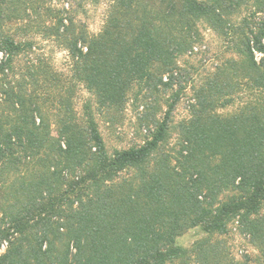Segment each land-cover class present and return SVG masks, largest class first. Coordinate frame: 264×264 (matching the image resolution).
Returning a JSON list of instances; mask_svg holds the SVG:
<instances>
[{
    "label": "trees",
    "instance_id": "16d2710c",
    "mask_svg": "<svg viewBox=\"0 0 264 264\" xmlns=\"http://www.w3.org/2000/svg\"><path fill=\"white\" fill-rule=\"evenodd\" d=\"M53 1L0 0V264H249L211 237L235 218L264 264V19H234L251 0H114L97 34ZM201 21L239 58L198 88L175 147L171 104L152 138L109 153L93 107L75 108L78 83L112 113L135 86H172ZM34 31L66 47L69 77ZM246 88L261 98L217 111ZM196 227L210 236L178 244Z\"/></svg>",
    "mask_w": 264,
    "mask_h": 264
},
{
    "label": "rangeland",
    "instance_id": "374dc122",
    "mask_svg": "<svg viewBox=\"0 0 264 264\" xmlns=\"http://www.w3.org/2000/svg\"><path fill=\"white\" fill-rule=\"evenodd\" d=\"M114 0H55L52 5L60 9H67L75 18L77 24H83L92 33H99L108 18ZM252 10H259L255 20L264 19V0H251L248 6L244 5L241 12L234 19L239 21L244 16L251 15ZM17 24H11L12 30ZM200 40L187 53L177 59V68L167 73L164 80H173L170 87L160 86V89L147 91L135 86L125 107L116 113L98 110L93 92L83 83H78L75 90V108L81 116L85 111V104L89 103L94 111L100 132L106 143L109 153L144 144L152 138L156 130V122L163 121L171 104H175L170 119L169 139L164 145L167 150L175 147L180 137V124L191 118V106L196 101V92L204 84L206 78L218 71V68L229 58L239 56L229 48L225 36L214 29L207 21L199 22ZM35 32V31H34ZM34 34L36 53L46 58L55 69L69 77L72 74V56L64 45L54 38H48L42 31ZM1 56V55H0ZM236 100L226 106H219L217 111L222 115H231L241 109L246 101L255 97L261 98V93L252 92L246 88L239 93ZM53 133L57 134L54 127ZM264 213V209H263ZM210 236V233L196 227L182 236L177 242L190 247L196 240ZM213 240L226 242L232 256L239 261L248 259L249 264H260V250L251 241L250 237L242 232L237 218L233 219L228 230L224 233L211 235ZM6 249V244L0 248V253ZM173 264H197L194 261Z\"/></svg>",
    "mask_w": 264,
    "mask_h": 264
}]
</instances>
